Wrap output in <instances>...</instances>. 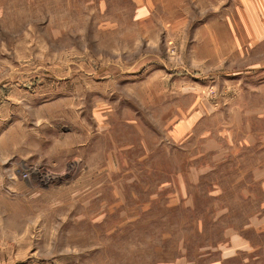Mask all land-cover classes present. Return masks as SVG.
Returning a JSON list of instances; mask_svg holds the SVG:
<instances>
[{
    "label": "rangeland",
    "instance_id": "1",
    "mask_svg": "<svg viewBox=\"0 0 264 264\" xmlns=\"http://www.w3.org/2000/svg\"><path fill=\"white\" fill-rule=\"evenodd\" d=\"M0 264H264V0H0Z\"/></svg>",
    "mask_w": 264,
    "mask_h": 264
},
{
    "label": "built area",
    "instance_id": "2",
    "mask_svg": "<svg viewBox=\"0 0 264 264\" xmlns=\"http://www.w3.org/2000/svg\"><path fill=\"white\" fill-rule=\"evenodd\" d=\"M28 176H29V175L26 173V174H23V175H22V178H28Z\"/></svg>",
    "mask_w": 264,
    "mask_h": 264
},
{
    "label": "bare ground",
    "instance_id": "3",
    "mask_svg": "<svg viewBox=\"0 0 264 264\" xmlns=\"http://www.w3.org/2000/svg\"><path fill=\"white\" fill-rule=\"evenodd\" d=\"M51 178H49V177H45V180H50Z\"/></svg>",
    "mask_w": 264,
    "mask_h": 264
}]
</instances>
